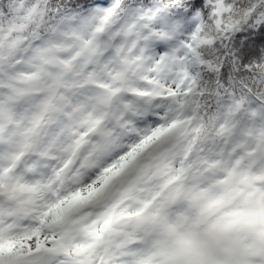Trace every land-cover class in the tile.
I'll use <instances>...</instances> for the list:
<instances>
[{"label": "clouds", "instance_id": "obj_1", "mask_svg": "<svg viewBox=\"0 0 264 264\" xmlns=\"http://www.w3.org/2000/svg\"><path fill=\"white\" fill-rule=\"evenodd\" d=\"M0 264H264V0H0Z\"/></svg>", "mask_w": 264, "mask_h": 264}]
</instances>
